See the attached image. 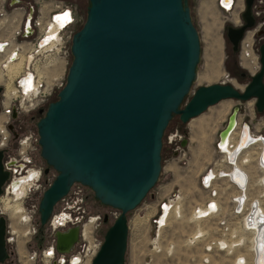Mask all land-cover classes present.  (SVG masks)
I'll return each mask as SVG.
<instances>
[{"label":"water","instance_id":"1","mask_svg":"<svg viewBox=\"0 0 264 264\" xmlns=\"http://www.w3.org/2000/svg\"><path fill=\"white\" fill-rule=\"evenodd\" d=\"M88 1L85 21L72 35L65 83L56 99L37 111L40 156L56 171L42 192L38 219L39 226H45L75 183L89 187L102 204L120 211L91 264H124L127 213L158 180L162 138L173 116L186 124L225 99H255L256 110L264 114V41L258 47L259 70L242 90L231 83L202 85L184 103L201 51L187 0ZM243 3L241 23L227 25L225 31L235 53L245 32L255 26L254 0ZM236 113L237 107L219 131L220 140L234 127ZM186 142L183 139L181 146ZM2 156L0 150V194L8 179ZM4 231L1 216L0 264H15L9 262ZM78 233V226L56 230V250L68 251Z\"/></svg>","mask_w":264,"mask_h":264},{"label":"built area","instance_id":"2","mask_svg":"<svg viewBox=\"0 0 264 264\" xmlns=\"http://www.w3.org/2000/svg\"><path fill=\"white\" fill-rule=\"evenodd\" d=\"M22 2L23 0H0V86L2 88L0 93V150L3 152V169L8 171V179L2 185L0 194V217L3 216L6 219L7 216L1 209L3 197L14 196V190L10 189L12 181L28 175V181L32 185L18 200L21 201L20 204L23 207L22 217L27 216V219L24 221L23 218L20 220L18 217L17 222L24 227L23 231L18 228V236L31 237L38 232L39 219L37 223L33 221L39 215V200L45 188L41 183L43 168L34 163L33 154L36 147H39L38 133L24 132L17 119L26 113L43 108L47 105L51 95L56 93L58 77H55L53 70L58 73L57 68L62 66V63L57 60L60 54L65 59L71 54L70 46L72 35L75 32L76 15L74 6L64 0H25V4ZM217 4L224 12L231 13L230 19L234 17L240 20L241 11H237L240 6L238 0H230L228 6L223 3V0H217ZM252 14L255 18V26L247 30L240 40L237 59L244 69L257 72L260 67L258 47L264 41V33L257 36L258 31L263 30L264 32V0H254ZM21 57L22 68H25V71L6 74V70L18 62ZM65 65L66 60L63 67ZM44 67L47 73L45 75L39 72ZM11 75H13L11 83L13 90L9 91L4 76ZM13 112L16 113V118H12ZM238 121L241 122V120ZM9 125H12V128H9ZM238 127L240 128V135H238L240 140L242 128L239 125ZM248 134L251 137L249 145L254 144L258 152L255 159L257 171L254 172V176L246 175L247 179H244L243 185L238 184L226 172L230 166L234 167V163L229 160L226 163L220 158L219 166L208 170V172L214 171V179L210 178L209 181H205L208 172L201 177L202 185L209 189L210 198L213 200V202L209 200L206 203V206L210 208L206 214L215 215L213 216L216 217L215 226L217 225L219 231L218 238L214 236L209 242L210 245L205 246L206 249L209 248L205 251L210 254L214 250H226L232 240L237 238L232 230L234 224L246 233H257L259 243L261 241L264 243V160L258 156L259 152L264 149V135L258 130V124H255L253 131ZM13 140H15V149L12 147ZM220 142L219 139L217 143L219 152H221ZM251 166L254 168V162ZM254 177L257 178L256 184H253ZM224 178L231 183V188L226 191L230 192L228 195H222L220 190L227 182ZM72 187L59 201L60 208L53 211L54 213L52 212L49 217L47 224L51 240L42 248H35L26 251V254H20L17 250L18 236L11 230L13 224L6 222L5 243L12 254L15 252L18 264H24L26 260L31 264H73L75 259H77L76 264H91L101 244V240L94 236L96 226H93L100 216L85 218L86 212L82 206L83 196L80 190ZM252 188H255L257 192H253ZM253 196H256L258 200L253 199ZM25 199H30L28 206L22 204ZM11 200L14 202L16 198ZM164 204L165 202L161 204V209ZM112 214L116 217V211L112 212L111 216ZM92 218L94 221L86 232L85 225ZM74 226L79 227L78 240L68 251L58 252L55 248L54 232L56 230L65 231ZM26 229L29 231L27 235L24 234ZM235 246L239 247L240 243ZM13 247L15 251H12ZM203 261L206 264L209 263L208 259ZM246 261V257L243 256L233 262L234 264H245Z\"/></svg>","mask_w":264,"mask_h":264},{"label":"rangeland","instance_id":"3","mask_svg":"<svg viewBox=\"0 0 264 264\" xmlns=\"http://www.w3.org/2000/svg\"><path fill=\"white\" fill-rule=\"evenodd\" d=\"M64 1L74 6L76 15L74 31H77L85 21L89 1ZM238 2L240 6L237 8V11L240 12L244 8V3L243 0H238ZM187 3L190 8L192 21L198 31L201 51L200 59L196 67V78L191 85L190 92L184 103L202 85L231 83L236 88L242 90L245 86L244 82L247 79H241L242 77L239 74L241 70L239 68L235 67V72L231 71L232 69L230 70L233 62H227L230 44L225 38L226 26L239 25L241 20L238 21L235 18L236 20L234 21V17L230 19L231 13L229 12L222 15L213 6L212 0H187ZM22 4H25V0H23ZM215 40L220 45V66L222 72L218 78L206 80L202 76L205 72L206 63L212 55ZM57 60L62 63V66H59V69L57 68L58 73L53 70L55 77H58V88L56 89V93L51 95L48 103L56 99L58 91L63 87L67 68L71 63L72 56L70 54L65 59L60 54ZM65 60L66 65L63 67ZM237 66L244 70L247 78L256 73L244 69L239 63ZM44 72L43 68H41L40 73ZM253 104L254 100H249L245 103L234 99L221 100L209 106L202 114L192 118L186 124L179 120L178 115H174L165 129L162 138L161 170L158 180L142 202L135 209L127 213L129 229L124 264H201L203 257H212L213 261L209 262V264H232L239 256L246 257L247 261L245 264L250 263L252 255L245 246L237 247L232 252H217L212 255L210 252H206L204 246L211 236H213L215 231L213 222L216 221V217L209 216L196 219L193 215L196 207L205 205L209 201L206 198L208 194L210 195V191L202 185V175L206 174L209 169L219 166H213L214 159H224V154L214 147L216 131L221 128L232 107L237 105L242 107L243 110L239 114V118L243 121V113L246 111L252 112ZM46 106L43 108L45 109ZM261 114V117H258V123L255 121V124H258V130L264 135V114ZM38 118L39 114L37 111H33L32 113H26L19 117L17 121L18 124L22 125L24 132L36 133V122ZM195 122L198 126L194 124ZM235 133L236 136L239 135V127ZM183 139H187L186 146L184 147L181 146ZM13 141L12 147L15 149V140ZM11 151L13 150L11 149ZM250 151L252 152H249V154L253 158L254 151H257V149L253 147ZM33 155L35 165L43 168L41 183L43 188H46L54 179L56 171L48 167L41 158L40 147H36ZM46 168H48V172L44 173V169ZM72 188L80 190L83 196L82 206L86 212L85 218L100 216L93 223V226H96L94 236L102 240L106 226L119 216L120 211L102 204L95 198L94 192L87 186L77 183ZM11 202L13 203L12 200ZM163 202L167 203L168 206L171 205V209L164 224H159L157 221L160 220L162 214H166L165 211H163L164 213L161 211V204ZM22 204L28 206L30 199H25ZM59 206L60 204L58 203L54 208V212L60 208ZM114 211H116V217L113 214L111 216V213ZM104 214L108 215L107 224L103 222ZM17 219L18 217L11 219L6 216V222L8 221L23 231L24 227L18 224ZM19 219L21 220V217ZM37 221L38 215L34 218L33 223H37ZM198 231H204V236L195 238V234ZM235 231L247 240L250 238V234L243 233L240 228H235ZM19 238L20 240L18 242H21V246L19 244L17 250L20 254H26V251L28 252L35 248L40 249L48 244L51 240V234L48 230V224H46L42 227L41 232H37V234L31 237L19 235L17 239ZM12 251H15V247L12 248ZM11 259L13 262L18 263L15 252L11 255ZM24 264L31 263L24 261Z\"/></svg>","mask_w":264,"mask_h":264},{"label":"bare ground","instance_id":"4","mask_svg":"<svg viewBox=\"0 0 264 264\" xmlns=\"http://www.w3.org/2000/svg\"><path fill=\"white\" fill-rule=\"evenodd\" d=\"M223 3L228 6L230 4V0H223ZM236 19L234 18V21ZM22 63H23V61H22V57H21V59L18 62L14 63V65H11L6 70V74H8L9 72H14V71H18V72L21 70L25 71V68H22L23 67ZM50 63H52V62H50ZM220 65H221L220 45H219L218 41L215 40V45H214L212 55L210 56L209 60L206 63L205 72H204L202 77L206 80H212V79L218 78L219 76H221V72H222ZM44 69H45V67L43 68V72H44ZM58 69H59V67H58ZM36 71H37V69H36ZM39 72H40V70H39ZM40 74L45 75L47 73L44 72V73H40ZM12 76L13 75L8 76V77L4 76V80L7 81L6 85L8 87L7 89H9V91L13 90L12 85H11ZM0 81H1V78H0ZM194 124H196L198 126V124L196 122ZM189 126H191V125H189ZM196 129H197V127H196ZM234 135H236V134L233 133V134L229 135L227 137V139L225 138L226 140L225 139L221 140L223 143L219 144L220 145V151H221V153L224 154V160L226 161V163H228L227 162L228 160L230 162L234 163V167L230 166V168L228 170H226V172H228V174L230 175V177L232 179L235 180V178H236L235 181L238 184L243 185L244 179H247L246 175H248V176L253 175L254 176V174L257 171V165L255 163V159L257 157L258 152L254 151L253 158L250 156L249 152H252L250 150L254 147V144L249 145L248 142L251 139V137L246 131L242 135L240 141H238L239 144L235 142V136ZM233 136H234V138H233ZM263 145H264V143H263ZM258 156H260L262 158V160H264V149H262L261 152H259ZM233 159H234V161H233ZM253 162H254V168H252V166H251L253 164ZM218 163H217V165H218ZM213 166H215V165H213ZM204 175L205 174H203L202 176H204ZM206 175H207V177H206L205 181H209L210 178L214 179V177H215L213 170L209 171ZM224 179L227 180L226 178H224ZM256 180H257V178L254 177L253 178V184H256ZM30 185H32V183L30 181H28V175L24 176L21 179H15L12 181V183L10 185V189L14 190V196L7 195L4 198L3 205L1 206L2 212L5 215H7L8 218L15 219L16 217H21V218H23L24 221H26L27 216L22 217L23 216V214H22L23 207L21 206L20 202H17V201L19 199H21L22 196H24V193L27 191V189ZM230 188H231V183H229V181L227 180V182L220 189L222 192V195H226V194L228 195L230 192H226V191ZM252 191L257 192L255 190V188H252ZM11 198H16V200H14V202L12 203ZM253 199L258 200V198L256 196H253ZM209 200H211V202H213V200L211 198ZM170 209H171V205L168 206L167 203H165L163 205V208L161 209V211H162V213H164L163 211H165L166 214L165 215L162 214L160 220L158 221L159 224H164L166 217L168 216V213L170 212ZM208 210L210 211V208L208 206H206V204L204 207H202V205H199L198 207L195 208L193 216H194V218L209 217L206 214L208 212ZM21 214H22V216H21ZM213 216H215V215H213ZM93 221H94V219L92 218L90 221H88L86 223V225H85L86 226L85 227L86 232H88V229L90 228ZM213 228L215 230L213 233V236H211V238L207 241V244L205 246L210 245L209 242L211 239H213L214 236L216 237V239L218 238L219 231L217 230V225L215 226V221L213 223ZM235 228H238V226L234 224L232 227V230H234L233 231L234 235H236L237 238L235 240H232V242L228 245V248L225 251L214 250L211 253V255L216 254L217 252H232L235 248L238 247L235 245H238V243H240L239 247H243V246L247 247V249L250 251V253L252 255V260L250 261L249 264H264V243L262 241L259 243L257 233L254 234L253 232H250L251 233L250 238L247 240L243 236H240V233H237V231H235ZM85 229H84V234H85ZM258 229H259V227H258ZM27 231L25 230L24 234H26V235L29 234V231L28 232ZM242 232L246 233L244 231H242ZM12 233L15 234L16 236H18V228L15 225L12 226ZM204 233H205L204 231H198L195 234V238L203 237ZM22 236H25V235H22ZM19 240H20V238L17 239V244L18 245L20 244V246H21V242H18ZM224 242L227 243L225 240H224ZM205 246H204V250L207 251V249H209V248L206 249ZM210 248H211V246H210ZM7 251H8V249H7ZM208 251H210V250H208ZM241 257L243 258V256H239L235 259V261H238L239 259H241ZM204 259H208L209 262L213 261L212 257H203L201 264H206L203 261ZM72 263L76 264L77 259H75Z\"/></svg>","mask_w":264,"mask_h":264},{"label":"flooded vegetation","instance_id":"5","mask_svg":"<svg viewBox=\"0 0 264 264\" xmlns=\"http://www.w3.org/2000/svg\"><path fill=\"white\" fill-rule=\"evenodd\" d=\"M88 8V7H87ZM233 62V58H231V57H229L228 58V60H227V62L229 63V62ZM240 77H242L241 79L242 80H244V79H247L245 82H244V85H246L247 83H248V81H249V79L250 78H247L246 77V75L245 76H240ZM250 100H254V104H253V108H252V112H250V111H246L245 113H243V115H244V117H243V121H242V119H240L239 118V114L242 112V107L241 106H239V105H237V116H236V125H235V128L230 132V134L229 135H231V134H233V133H235V130H236V128L238 127V125L239 126H241V128H242V132H241V137H242V135L245 133V131L248 133V132H252L253 131V126L255 125V121H257V123H258V117H261V113H259L257 110H256V107H255V99H250ZM249 101V100H248ZM239 102H247V101H239ZM234 108H235V106L234 107H232L231 108V110H230V112H229V114L227 115V117H226V119L224 120V122H223V124H222V126H221V128L220 129H218L217 131H216V138H215V140H214V147L216 148V150H217V143H218V141H219V139H220V136H219V131L221 130V129H223L224 127H225V125H226V123H227V121H228V118H229V115H230V113L232 112V110H234ZM174 117V116H173ZM179 117V116H178ZM238 120H241V122H239ZM236 134V133H235ZM228 135V136H229ZM239 135H240V133H239ZM227 136V137H228ZM235 136V142L236 143H238L239 144V142L238 141H240L239 140V137L238 136H236V135H234ZM234 136H233V138H234ZM227 137H226V139H227ZM237 137H238V139H237ZM241 137H240V139H241ZM225 139V140H226ZM221 144L223 143L222 141L220 142ZM263 143H264V141H263ZM232 150V149H231ZM219 162V158H216V159H214V162H213V165H217V163ZM1 188H2V186H1ZM5 218V217H4ZM108 223V221L107 222H104V224H107ZM5 225H6V219H5ZM111 225V223H108V225L106 226V229H105V232L107 231V229H108V227ZM28 232V231H27ZM101 240V239H100ZM101 243H102V240H101ZM18 245V244H17ZM101 245V244H100ZM8 252L10 253V255H9V262L10 263H15V264H18V263H16V262H13L12 261V259H11V255H12V253L8 250Z\"/></svg>","mask_w":264,"mask_h":264},{"label":"trees","instance_id":"6","mask_svg":"<svg viewBox=\"0 0 264 264\" xmlns=\"http://www.w3.org/2000/svg\"><path fill=\"white\" fill-rule=\"evenodd\" d=\"M231 56H234V57H231ZM229 57L233 58V65H232V67H230V70L232 69L231 71L235 72V67L239 68L241 70V72H239V74L241 76V73L244 72V70L242 68H240L239 66H237L238 65L237 53L232 51L231 46L229 47V52L227 54V60ZM41 231H42V227L38 226V233Z\"/></svg>","mask_w":264,"mask_h":264},{"label":"crops","instance_id":"7","mask_svg":"<svg viewBox=\"0 0 264 264\" xmlns=\"http://www.w3.org/2000/svg\"><path fill=\"white\" fill-rule=\"evenodd\" d=\"M212 4H213V6H215V7L217 8V10H218L220 13H222V15H223V14H226V12H224L223 10H221V9L218 7L217 0H212ZM235 180H236V178H235ZM208 199H210V195H209V194L207 195L206 200H208ZM202 202H203V201H202ZM213 221H214V219H213ZM213 223H214V222H213Z\"/></svg>","mask_w":264,"mask_h":264}]
</instances>
